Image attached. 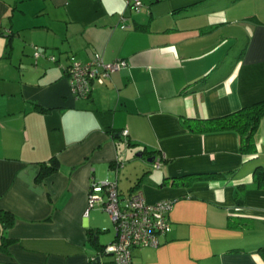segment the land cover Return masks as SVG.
I'll list each match as a JSON object with an SVG mask.
<instances>
[{
	"label": "crops",
	"instance_id": "crops-1",
	"mask_svg": "<svg viewBox=\"0 0 264 264\" xmlns=\"http://www.w3.org/2000/svg\"><path fill=\"white\" fill-rule=\"evenodd\" d=\"M144 1L135 13L125 0H0V211L16 217L10 229L0 223V264H108L97 249L108 245L106 212H86L90 193L104 197L113 182L125 197L173 202L171 231L160 247L135 249V264H264V189L253 183L264 119L255 161L235 132L182 126L264 101V0ZM96 53L127 67L76 98L65 70ZM132 148L167 162L152 163L153 175L135 163L123 181ZM52 159L58 172L39 181ZM191 175L215 177L164 184Z\"/></svg>",
	"mask_w": 264,
	"mask_h": 264
},
{
	"label": "built area",
	"instance_id": "built-area-1",
	"mask_svg": "<svg viewBox=\"0 0 264 264\" xmlns=\"http://www.w3.org/2000/svg\"><path fill=\"white\" fill-rule=\"evenodd\" d=\"M131 10L140 12L145 8L144 0H125ZM161 2L164 0H153ZM122 29H127L122 26ZM43 53L37 51L35 58L39 59ZM44 56V55H43ZM49 61L56 62L55 57ZM127 67V62L119 61L108 64L103 56L96 53L86 63L72 61L66 68V76L69 80L71 91L76 98L88 99L94 89V85L104 84L111 77L113 72ZM129 132H123L128 136ZM123 167L122 162H117ZM155 169L162 167L161 159L153 163ZM105 196H94L90 193L88 216L96 204H99L116 226V238L114 242L105 247V254L112 255L113 262L108 264H135L133 251L139 248H158L161 246V239L171 231L169 213L173 208V202L160 201L149 204L141 191H136L128 197L121 195L118 183H103Z\"/></svg>",
	"mask_w": 264,
	"mask_h": 264
},
{
	"label": "trees",
	"instance_id": "trees-1",
	"mask_svg": "<svg viewBox=\"0 0 264 264\" xmlns=\"http://www.w3.org/2000/svg\"><path fill=\"white\" fill-rule=\"evenodd\" d=\"M66 71V70H65ZM106 130L110 133H114V129L110 126V112H105L101 115ZM264 119V101L257 102L247 107H243L238 111L233 113L216 117V118H183L182 126L192 134H214L223 132H235L239 135L240 139V152L242 155L249 157L250 161H255L258 151L256 144V135L260 129L261 122ZM143 154V153H142ZM141 154V155H142ZM153 163L157 160L156 157H151ZM162 163H166L167 160L161 158ZM59 170L58 163L56 159H52L50 164H43L41 171L38 176V180L42 181L48 176L57 173ZM212 175H191L183 176L180 178H172L164 184H171L172 186L182 187V186H192L194 182L201 180L203 178L211 177ZM212 177H215L212 176ZM142 180V179H141ZM141 180H139L134 188H138L141 185ZM253 183L256 187L264 189V168L262 166H257L253 172ZM244 185H239L237 191L242 192ZM0 223L4 229L12 228L16 223V217L12 212L0 211ZM12 240L4 237L1 244V249H7ZM99 244L98 242H96ZM95 241L94 245H97ZM99 244L97 249L101 250L100 256H107L105 254V247L108 245ZM134 252V251H133ZM259 255L264 260V246L259 248ZM112 257V256H109ZM113 258V257H112ZM134 260V258H133ZM98 262L97 256L92 260V263ZM113 262V260L111 261ZM109 262V263H111Z\"/></svg>",
	"mask_w": 264,
	"mask_h": 264
},
{
	"label": "rangeland",
	"instance_id": "rangeland-1",
	"mask_svg": "<svg viewBox=\"0 0 264 264\" xmlns=\"http://www.w3.org/2000/svg\"><path fill=\"white\" fill-rule=\"evenodd\" d=\"M137 13L136 11H134ZM237 43V42H236ZM237 45V44H235ZM126 146V145H125ZM138 155H140V151L135 150L134 148L130 149L129 153H124V158L126 162L125 168H123V172L121 175V179L124 181V174H128L130 171H132L133 166L135 163H141V165H144V167L148 168V171L152 173L151 175L159 172L152 167V163H148L147 159H139ZM94 214V213H93ZM99 220L103 223V232L101 233L100 241L104 244H110L116 236V226L110 216L107 213H100L98 214ZM106 260H109L111 262L113 260L112 257H106Z\"/></svg>",
	"mask_w": 264,
	"mask_h": 264
},
{
	"label": "water",
	"instance_id": "water-1",
	"mask_svg": "<svg viewBox=\"0 0 264 264\" xmlns=\"http://www.w3.org/2000/svg\"><path fill=\"white\" fill-rule=\"evenodd\" d=\"M138 156H142V155L140 154V155H138ZM148 162H149V163H153V159H148ZM107 256H112V255H107Z\"/></svg>",
	"mask_w": 264,
	"mask_h": 264
}]
</instances>
